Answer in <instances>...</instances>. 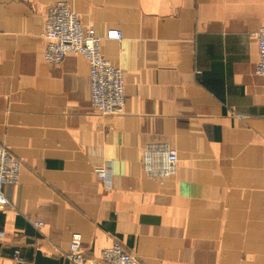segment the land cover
I'll list each match as a JSON object with an SVG mask.
<instances>
[{
    "label": "crops",
    "instance_id": "1",
    "mask_svg": "<svg viewBox=\"0 0 264 264\" xmlns=\"http://www.w3.org/2000/svg\"><path fill=\"white\" fill-rule=\"evenodd\" d=\"M58 1L102 35L123 31L102 43L124 71L122 113L93 108L85 57L46 61ZM263 24L264 0H0V142L23 162L0 264H68L74 232L96 264L116 242L138 264H264ZM153 141L177 150L175 175L145 174Z\"/></svg>",
    "mask_w": 264,
    "mask_h": 264
},
{
    "label": "built area",
    "instance_id": "2",
    "mask_svg": "<svg viewBox=\"0 0 264 264\" xmlns=\"http://www.w3.org/2000/svg\"><path fill=\"white\" fill-rule=\"evenodd\" d=\"M44 37L47 39L45 59L50 63H60L71 54H80L88 61L91 82V104L100 114L117 115L124 111L126 103V83L124 71L113 64L105 56L102 43L105 38L121 40L123 31L110 29L105 35L94 27L86 26L80 15L67 1H58L48 7L45 14ZM259 62L256 71L264 77V24L257 33ZM143 170L148 177L162 180L173 176L179 168V157L176 149L165 142L148 143L142 152ZM22 160L14 155L8 147L0 142V213L10 203L5 194L7 185L20 183ZM99 179L108 187H112V171L110 166H95ZM39 228L42 221L31 222ZM4 237V229L0 224V239ZM68 264H96L90 262L83 250V236L74 232L68 250L63 253ZM14 258L22 261L19 251ZM101 259L106 264H138L135 253L128 251L120 242L102 250Z\"/></svg>",
    "mask_w": 264,
    "mask_h": 264
}]
</instances>
